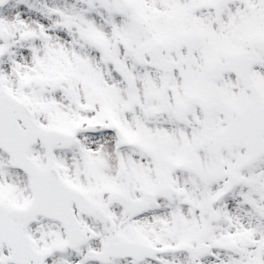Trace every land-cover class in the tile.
<instances>
[{
    "label": "snow or ice",
    "instance_id": "6c2138e0",
    "mask_svg": "<svg viewBox=\"0 0 264 264\" xmlns=\"http://www.w3.org/2000/svg\"><path fill=\"white\" fill-rule=\"evenodd\" d=\"M0 264H264V0H0Z\"/></svg>",
    "mask_w": 264,
    "mask_h": 264
}]
</instances>
